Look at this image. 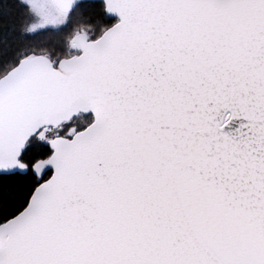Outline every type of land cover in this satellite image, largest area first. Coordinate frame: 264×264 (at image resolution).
Masks as SVG:
<instances>
[{
	"label": "snow or ice",
	"instance_id": "1",
	"mask_svg": "<svg viewBox=\"0 0 264 264\" xmlns=\"http://www.w3.org/2000/svg\"><path fill=\"white\" fill-rule=\"evenodd\" d=\"M0 264H264V0H0Z\"/></svg>",
	"mask_w": 264,
	"mask_h": 264
}]
</instances>
